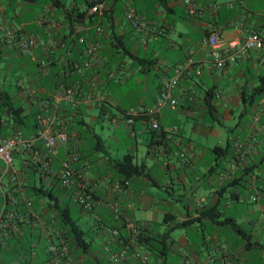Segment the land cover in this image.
<instances>
[{
    "label": "crops",
    "instance_id": "crops-1",
    "mask_svg": "<svg viewBox=\"0 0 264 264\" xmlns=\"http://www.w3.org/2000/svg\"><path fill=\"white\" fill-rule=\"evenodd\" d=\"M191 1L195 5L193 14L187 11L184 0H165L167 9L158 0H103L107 23L112 29L107 31L103 27L99 35L94 34L93 28L89 31L101 44L97 52L100 63L97 68L77 72L71 62L81 64L88 56L77 36L69 35V20L63 8L75 4L84 8V4L79 0H0V77L8 89L1 79L0 82L8 91L10 102L20 104L22 115L27 117V124L20 126L5 109L0 110L1 135L9 136L13 129L29 135L36 129L32 112L37 107L40 109L43 98L53 94L56 87H71L75 91L73 101L58 103V113L71 133L68 148L77 149L76 164L85 176L87 193L96 201L92 209L81 211L89 214L87 221L91 220L90 228L101 242L97 250L91 246L89 238L90 245L85 250L71 245V255L81 264H113L110 252L119 250L128 241L126 222L129 221L148 228L140 242L129 243L125 264H167L168 256L176 253V246L185 250L180 253L179 264H185V260L190 264H264V131L260 130L264 126V60L261 52L251 50L243 59L219 69L209 54L210 48L201 44L202 37L213 29L225 42H239L251 30L264 37V0ZM117 5H121L120 13L116 11ZM129 7H133L138 16L152 20L160 33L142 41L124 18V11ZM92 12L90 9L86 18ZM40 18L42 24L37 23ZM99 20L94 24H99ZM188 26L199 29V39L187 35ZM111 32L119 38L115 40ZM18 34L36 37L37 42L28 54L19 52ZM9 51L25 58L24 70L13 81L7 80L13 64L7 59ZM187 58L193 60L192 67L173 90L178 104L175 108H163L157 115L160 129H152L147 116H135L133 122H126L131 108L153 105L162 81L172 76L174 66ZM208 91L213 94V119L205 106ZM88 94H101L102 98L87 100ZM46 110L50 112V108ZM225 115L239 118L232 126H222L215 121ZM245 116L247 120L241 124ZM86 118L91 122L105 121L100 124V134L93 132L96 146L93 152L87 153L81 149V134L75 126L80 123L88 127ZM170 126H177L179 132L168 138L162 134V129ZM221 126L222 137L218 128ZM250 133L255 134L251 149L240 164L220 180V174L234 154L235 142L245 140ZM227 142L231 143V151L217 158L211 148L225 146ZM66 151L64 147L59 148L52 168L58 167ZM128 153L133 154L135 163L143 165V171L128 178V184L117 191L113 182L124 178L116 173L113 164ZM138 154H141L140 161ZM22 165L20 160L15 162L20 176L17 198L31 200L32 208L40 216L31 218L30 223L20 224L18 232L0 248V264H49L43 228L51 224L57 226V212L48 207L46 199L29 194L28 185L34 178L23 173ZM258 168H262L260 173L256 171ZM248 175L249 194L240 196L235 188L245 182ZM37 182L36 178L35 184ZM40 182L47 187L43 177ZM48 187H54L61 205V198L71 199L54 183ZM0 199L1 207V193ZM244 202H255V206L227 213L233 204ZM115 204L119 217L112 213ZM209 209L220 212L218 221L233 218L250 234L251 244H246L241 234L228 225L201 215ZM166 213L172 214L176 221L187 220L188 223L170 230L169 236L164 237L167 245L164 253H158L155 248L160 246L159 240L172 224L164 221ZM77 222L80 226L78 219ZM123 225L120 231L124 240L115 241L110 230ZM41 247L44 259L39 262ZM134 249L146 252V263L132 256ZM253 250L257 252L250 259Z\"/></svg>",
    "mask_w": 264,
    "mask_h": 264
},
{
    "label": "built area",
    "instance_id": "built-area-1",
    "mask_svg": "<svg viewBox=\"0 0 264 264\" xmlns=\"http://www.w3.org/2000/svg\"><path fill=\"white\" fill-rule=\"evenodd\" d=\"M184 2L187 4V11L193 14L195 12L194 3L191 0H184ZM97 8L101 10L99 4L92 9ZM124 18L139 33L144 42L148 37L160 33V29L152 20L138 16L133 7L126 8ZM42 21L43 19L40 18L37 23L42 24ZM92 28L95 35L103 32V28L99 24H92L88 21H74L73 24L69 22V35L75 34L77 36L78 42L84 46L83 52L88 56V59L81 64L71 62L72 69L77 72L88 67L97 68L100 63L97 52L101 48V44L89 33ZM16 41L21 54H28L37 42L33 34H18ZM201 44L210 48L209 54L219 69H224L243 59L251 50L261 52V58L264 60V37L256 30H251L239 42H225L219 33L213 29L202 37ZM192 64L191 58L177 63L174 66V74L162 81L153 105L131 108L127 112L125 121L131 123L135 116H147L150 127L160 129L157 115L165 107H176L178 99L173 95V90L178 85L182 75L189 72ZM109 76L112 77V73H109ZM74 92L71 87H56L53 94L44 98L41 103L43 112L37 114L36 129L29 135H24L20 129H13L9 136H3L0 133V193L3 197V203L0 207V248L4 247L9 238L18 232L22 222L30 223L31 218L39 219L40 216L39 212L32 208L31 200L28 198L19 199L15 196L18 191L17 186L20 183L19 173L15 169L17 160L35 169L45 179L47 187L54 183L56 188L67 192L71 200L82 209L90 210L95 205L96 201L87 193L83 171L76 164L78 161L77 149L75 147L68 148L71 133L58 113V103L62 100L73 101ZM94 97L98 100L102 98L101 94H88L85 99L91 100ZM47 108H50V112L46 110ZM254 120H258L257 115L254 116ZM260 130L264 131V126H261ZM162 131L168 138L179 132L177 126L165 127ZM254 140L255 134L250 133L245 140L238 139L235 142L234 154L224 173L220 174V180H224L227 173H230L240 164L251 149ZM60 147L67 150L66 156L59 161L58 167L54 169L51 163ZM127 184V180L123 182L119 180L113 182L112 186L115 190L121 191L123 186ZM112 213L115 217L120 216L118 205H113ZM126 223L128 241L119 250L110 252V259L113 264L126 263L129 243H138L139 237L148 228L141 223L131 221ZM110 232L115 241H123L118 228H113ZM43 238L46 243L49 264H81L78 259L71 255L72 248L67 239L52 224L44 226ZM132 256L141 263L147 261L146 252L143 250L134 249ZM185 264H190L189 260H185Z\"/></svg>",
    "mask_w": 264,
    "mask_h": 264
},
{
    "label": "trees",
    "instance_id": "trees-1",
    "mask_svg": "<svg viewBox=\"0 0 264 264\" xmlns=\"http://www.w3.org/2000/svg\"><path fill=\"white\" fill-rule=\"evenodd\" d=\"M79 1L81 4L85 5L84 8H80L76 4L71 8H63L64 15L68 17L70 24H73L74 21H78V22L88 21L94 24L97 23L98 20L100 19L99 25L102 26V28L104 27L105 30L107 31L112 29V25L107 23L109 20L107 19L106 4L102 3L103 0H79ZM158 1L164 6L165 9H167L165 0H158ZM98 4H103V7H101V14H99V9L97 8L93 10V12L89 14V16L86 18L88 11ZM61 6L64 7V4H62ZM111 34L115 40L119 38L118 36H116V34L113 35L112 32ZM0 59H1V51H0ZM212 98H213L212 92L208 91L205 95V106L208 111L209 117L213 119L215 118V116L213 114L214 106L212 104ZM0 100H1L0 110L5 109L10 114L15 124L20 126H24L27 124L26 123L27 117H25V115L24 116L22 115L23 108L21 107L20 104L16 105L10 102L9 93L8 91L3 89L1 82H0ZM43 100L44 98L42 99V101ZM42 112L43 110L41 109V107L40 109L39 107H37L36 110L32 112V116H34L33 120H36L35 117L37 116V114ZM162 134L164 135L163 131ZM211 151L217 158L218 157L223 158L227 156L231 151V143L227 142L225 146H214L211 148ZM113 167L116 173L124 178L123 180H120L122 182L132 176L141 174L143 171V165L135 163L134 156L131 153L125 154L120 160H115ZM21 169L23 170V173H25L26 176L34 178L32 184L28 185L31 189L29 194L31 196L35 195L37 199L39 198L46 199V201L48 202V207H53L56 210L58 221H57V226L55 228L61 232V234L64 236L65 239H67L70 245H75L77 248L81 250L87 249L88 246L90 245V242L89 240H87L85 230L79 226L77 222L78 218L73 217L72 208H71L72 206L68 203L66 205L63 204L61 205L58 202V196L56 195L57 193L54 190V187H43L42 183L40 182L42 178L41 175L38 174V172L35 169L30 167V165L23 164ZM0 175H1V169H0ZM36 178L37 180H39L37 184H35ZM15 196H17V194ZM76 206L78 207L79 210H82L81 207H79L78 205ZM201 215L211 217L212 219L218 221L217 219L220 216V212L218 210L209 209L201 212ZM163 219L166 222H172V224L169 227V231H167V233H165L162 236V238L159 240L160 246L155 248L157 249V251H159L158 253H164V250L167 247L164 237L166 238L169 236L170 230H173L175 228L185 227L186 224L188 223L187 220L176 221L174 219V216L170 213H166ZM218 222L228 225L237 233L241 234V237L246 242V244H251L250 234L242 230L240 225L233 218H225ZM123 227L124 225L118 228L120 234L122 232L120 231V229ZM122 238L124 240V237ZM142 239H143V235L139 237L138 242H140Z\"/></svg>",
    "mask_w": 264,
    "mask_h": 264
},
{
    "label": "rangeland",
    "instance_id": "rangeland-1",
    "mask_svg": "<svg viewBox=\"0 0 264 264\" xmlns=\"http://www.w3.org/2000/svg\"><path fill=\"white\" fill-rule=\"evenodd\" d=\"M47 1V0H46ZM67 1V0H65ZM121 5H117L116 7V11L118 13H120V8ZM171 17V16H170ZM180 27V23L178 22L177 24ZM187 35L190 36L191 35V39H199L200 34H199V29L196 27H191L188 26L187 28ZM7 59L10 60V62H13V64L10 65V71H9V75L7 77V80H14V78L18 77L22 71L24 70L23 67V62L25 61V58L20 56L19 54L13 52V51H9L7 53ZM31 68L34 70L35 66L32 65ZM13 77H12V76ZM2 84L4 85L5 89H8V85L4 84V82L2 81L3 78L0 77ZM2 85V86H3ZM150 86H153L154 83H150ZM131 88V87H130ZM239 116L238 115H225V116H218V121L219 123L222 124V126H232L234 125L237 120H238ZM247 120V116L241 118V124L245 123ZM87 126H85L84 124H78L75 125L76 126V130H78L81 134V138H82V143H81V149L87 153V152H93L94 147L96 146V139L92 136L93 132L100 134V124L101 123H105V121L103 120H99L98 122H91L89 120V118L85 119ZM216 123V122H214ZM217 125V124H216ZM218 127L220 130V136L222 137V133H223V127ZM241 127V126H240ZM93 128V129H92ZM120 139H123V136H120ZM119 146L122 148L123 144L122 141L119 143ZM141 158V154H138L137 159L138 161H140ZM1 163V161H0ZM1 166V164H0ZM257 173H260L262 171V168H258ZM247 181H250V177L249 175L245 178V182L238 184L236 186V190L240 192V196H247L249 194V184ZM33 198H36L35 195L32 196ZM61 203L63 205H66L67 203L70 202L71 204V208H72V215L73 217H78V221L80 223V226L86 230V234H87V239H91V246L94 248V250H97L101 247V242L96 239L95 236V232L92 231V229L90 228V224H91V220L87 221V218L89 217L88 213H84L81 210L78 209V207L75 205L74 201L69 199L67 196L63 197L60 199ZM0 203H1V199H0ZM255 206V202H244L240 205H236L233 204L232 209L230 211L227 210V213H235L238 211H245L246 208L248 207H254ZM256 215V214H255ZM181 246H176L174 247V252H176L174 255L172 254L171 256H168L167 258V264H179V256L181 252H185V250L183 248H180ZM41 251H39V262H41L42 259H44V255H43V251H42V247L40 248ZM253 255L250 257V259H252L253 257H255V253L257 252L256 250H253Z\"/></svg>",
    "mask_w": 264,
    "mask_h": 264
}]
</instances>
